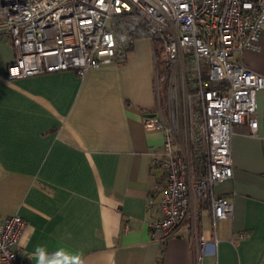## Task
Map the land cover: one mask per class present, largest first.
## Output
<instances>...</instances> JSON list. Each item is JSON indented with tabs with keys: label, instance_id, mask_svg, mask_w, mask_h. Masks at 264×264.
I'll return each mask as SVG.
<instances>
[{
	"label": "crops",
	"instance_id": "obj_1",
	"mask_svg": "<svg viewBox=\"0 0 264 264\" xmlns=\"http://www.w3.org/2000/svg\"><path fill=\"white\" fill-rule=\"evenodd\" d=\"M236 57L264 75V30L261 50ZM14 58L0 28V219L27 221L20 245L28 264L38 245L68 248L83 264L264 263V89L256 94V134L250 116L234 124L233 176L215 186L233 202V215L214 223L210 208L193 200L160 241L149 226L160 214L147 200L165 192L152 153L164 130L146 128L144 118L167 112L152 44L139 39L124 62L84 76L66 69L8 80Z\"/></svg>",
	"mask_w": 264,
	"mask_h": 264
},
{
	"label": "built area",
	"instance_id": "obj_2",
	"mask_svg": "<svg viewBox=\"0 0 264 264\" xmlns=\"http://www.w3.org/2000/svg\"><path fill=\"white\" fill-rule=\"evenodd\" d=\"M0 17L15 49L8 80L66 69L84 76L124 62L139 39L148 40L158 95L170 107L144 118L146 128L164 130L152 153L167 179L160 201L148 196V208L160 214L149 222L151 234L160 241L173 235L193 200L210 208L214 223L233 215V202L215 186L233 176L234 124L250 116L251 134L258 128L264 75L236 55L261 50L264 0H0ZM183 99L193 122L186 147L174 111ZM26 227L18 214L0 219V264H28L20 245Z\"/></svg>",
	"mask_w": 264,
	"mask_h": 264
},
{
	"label": "clouds",
	"instance_id": "obj_3",
	"mask_svg": "<svg viewBox=\"0 0 264 264\" xmlns=\"http://www.w3.org/2000/svg\"><path fill=\"white\" fill-rule=\"evenodd\" d=\"M30 259L35 264H83L82 258L72 250L60 247L54 252H49L44 246H36Z\"/></svg>",
	"mask_w": 264,
	"mask_h": 264
},
{
	"label": "rangeland",
	"instance_id": "obj_4",
	"mask_svg": "<svg viewBox=\"0 0 264 264\" xmlns=\"http://www.w3.org/2000/svg\"><path fill=\"white\" fill-rule=\"evenodd\" d=\"M157 54H158V61H159V66H160V75L163 74L164 72V67H163V50L160 44H157ZM237 56V55H236ZM156 82L158 84V79L156 78ZM163 93V92H161ZM161 93L159 94V98L161 99V102L164 103V105L166 106V102L163 99L165 97H163V95H161ZM162 96V98H161ZM186 99V98H185ZM187 101V100H186ZM183 99L181 100L180 106H178V108H176L174 111H176V120H177V125L179 128V131L181 132V136H182V142L183 145L186 147V143L188 141V139L190 138V133H191V115H190V104ZM168 111H170V107H166V112L168 113Z\"/></svg>",
	"mask_w": 264,
	"mask_h": 264
},
{
	"label": "water",
	"instance_id": "obj_5",
	"mask_svg": "<svg viewBox=\"0 0 264 264\" xmlns=\"http://www.w3.org/2000/svg\"><path fill=\"white\" fill-rule=\"evenodd\" d=\"M151 115H154V114H151Z\"/></svg>",
	"mask_w": 264,
	"mask_h": 264
}]
</instances>
